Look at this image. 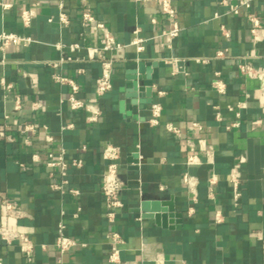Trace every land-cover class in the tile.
Listing matches in <instances>:
<instances>
[{"label": "crops", "instance_id": "crops-1", "mask_svg": "<svg viewBox=\"0 0 264 264\" xmlns=\"http://www.w3.org/2000/svg\"><path fill=\"white\" fill-rule=\"evenodd\" d=\"M3 1L10 6L0 8V32L31 35L35 41L6 53L0 49V198L21 214L15 217L0 202V226L28 234L34 256L28 259L19 239L0 235V264H115L109 260L113 230L123 238L120 257L132 264H264V96L261 80L243 75L238 66L248 60L264 70V30L254 42L245 11L229 12L238 0H174L182 30L171 46L161 35L170 20L154 2ZM31 7L36 15L24 27L21 13ZM86 9L123 44L106 52L115 60L113 87L102 96L95 81L104 40L99 28L82 24ZM252 9L264 20V0H254ZM62 12L69 24L60 21ZM135 36L144 38L142 50L130 45ZM219 50H227V56L217 57ZM141 61L149 77L139 79V86L150 89L133 97L129 77ZM56 72L78 83V98L100 108L97 121L89 122L83 109L72 110L71 86L58 82ZM216 72L226 83L225 93L212 87ZM2 80L11 84L8 94ZM17 98L23 103L19 112ZM155 101L163 105L156 126L148 121ZM169 122L177 133L167 130ZM27 124L32 128L25 130ZM108 144L121 150L124 183V206L115 222L107 218L101 193ZM210 148L212 158L206 153ZM62 151L68 183L59 191L51 188L53 170L42 162ZM193 153L199 163L189 166L186 159ZM75 158H81V166L73 165ZM234 169L240 173L238 199L230 180ZM186 173L196 179L194 191ZM213 174L217 179L211 185ZM144 199L172 201L173 223L158 225L137 213ZM60 224L77 240L66 252L54 246Z\"/></svg>", "mask_w": 264, "mask_h": 264}, {"label": "built area", "instance_id": "built-area-1", "mask_svg": "<svg viewBox=\"0 0 264 264\" xmlns=\"http://www.w3.org/2000/svg\"><path fill=\"white\" fill-rule=\"evenodd\" d=\"M140 2H154L156 4V8L158 13L165 16L168 20H170L171 27L170 29L163 31L161 35L165 38L167 44L171 46L173 40L179 36L182 28L180 25L179 20L176 18L177 8L175 6L174 0H137ZM254 0H238L235 3L230 4L229 12L234 15H239L242 10L245 11L246 19L250 24V32L253 36L254 42L261 40L262 32L264 30V20L252 9ZM223 3L228 4V0H223ZM36 5H39L37 2ZM10 6L9 3L0 0V8L5 9ZM36 15V8H26L21 13V21L24 27H29L31 22ZM219 15L216 14V17ZM52 20V18H51ZM60 21L64 24H69V18L65 13L60 14ZM155 21V18H153ZM82 24L84 26L87 25H94L101 30L102 38L104 40L102 46V52L100 54L101 60V73L96 78L95 81V90L98 96L104 95L106 92L110 91L113 87V72H114V62L115 60L112 57H109L106 52L113 51L115 49L121 48L123 44L118 41L117 37L113 33V31L109 28V26L102 21H98L94 14L86 9L82 13ZM223 32L226 35H229L226 28L222 27ZM35 41L31 35H23L17 34L14 32H0V49L2 52L6 53L7 51L13 49L16 46H29L32 42ZM143 41L144 38L140 36H135L130 45H135L137 49H143ZM74 49L79 48L78 44L73 46ZM227 50H219L216 53L217 57H226ZM71 57L68 56L67 58H62L60 61L52 62L53 67H57L59 63L64 62L66 60H70ZM2 63L5 62L4 59L1 60ZM239 69L241 73L245 76L250 77H258L261 80V91L264 96V70H259L256 68L251 62L248 60H243L239 64ZM55 79L58 82L68 83L71 86V93L68 96V101L72 110H79L83 109L87 112V120L89 122H95L98 120V117L101 113L100 108L91 102H87L83 99L77 97V92L79 90L78 83L69 77H66L59 72L54 74ZM3 86L8 94L11 89V84H7L2 80ZM212 87L217 90L219 93L226 92V83L221 78L220 72L215 73V77L212 81ZM23 103L20 98L16 99V104L14 110L19 112L22 109ZM151 115L148 119L149 123L156 126L161 123V116L163 112V105L160 101H155L151 104ZM10 114H6L5 117L9 118ZM219 118V115H218ZM195 126L201 127L199 122L193 123ZM238 124V121L233 123V125ZM8 127V126H6ZM32 125H25V130L31 129ZM166 128L169 132L177 133L178 128L172 124L167 123ZM53 139L51 134H47L46 140L51 141ZM84 148H86L84 146ZM207 155L212 158L213 150L206 149ZM121 155V150L118 146L113 144H108L103 150V156L108 160V164L106 170L102 176V183H101V193L103 195L106 208H107V218L110 222H115L117 214L119 210L124 206V201L121 197V192L124 188L123 180L119 174V159ZM33 159L36 162H42L40 155L38 153L33 154ZM49 170H53L50 173L52 178L51 188L53 190L64 191L65 185L68 183V180L65 178L66 169L68 167V162L65 159L64 152L62 151L58 155H54L50 153L48 158L42 162ZM73 165L81 166L82 160L81 158H75L72 160ZM199 163L198 156L196 154H189L186 159V164L189 166L196 165ZM55 171V172H54ZM216 174H213L209 178V182L213 185L216 182ZM184 180L188 186L190 191L195 190L196 179L193 175L186 173L184 175ZM230 180L233 184V193L235 199H238L241 195V191L239 188L240 182V173L237 169H234L233 172L230 174ZM71 191L73 193H79V190L76 188H72ZM0 202H3L6 209L11 212L12 215L15 217H19L20 211L16 210L12 203L7 202L6 200H2L0 198ZM64 224H60L58 227L57 236L54 242V246L60 252H66L71 249L73 246L77 244V240L74 237L68 236L64 231ZM0 235L6 241H11L13 239H19L21 241L22 250L25 252L26 256L30 261L33 260L34 256V243L31 237L23 232H20L14 228L7 227V226H0ZM110 244L111 250L109 253V260L114 262L115 264H132L131 262L124 261L120 257V243L123 241L121 234L113 230L110 233ZM135 264V263H133Z\"/></svg>", "mask_w": 264, "mask_h": 264}, {"label": "water", "instance_id": "water-1", "mask_svg": "<svg viewBox=\"0 0 264 264\" xmlns=\"http://www.w3.org/2000/svg\"><path fill=\"white\" fill-rule=\"evenodd\" d=\"M147 71V63L144 61H141L138 65V70L137 74L136 72L134 73V76L129 77L131 79V84L134 87V91L132 96L137 97L139 94L137 91H143L144 89L146 91H149L150 88H145L143 85L139 86V79H145L149 77L148 74H146ZM152 100H145L141 101V103L144 105V103L151 102ZM143 107V106H142ZM133 159H136V156L133 157ZM168 206V207H166ZM174 205L171 202H164V201H159V200H141L139 207L136 208L137 213H142L143 217H150L154 218L155 222L158 225L162 226H167V221L170 223H173V216L174 214ZM178 219L176 220L177 222H180V214H176ZM170 219V220H169Z\"/></svg>", "mask_w": 264, "mask_h": 264}]
</instances>
